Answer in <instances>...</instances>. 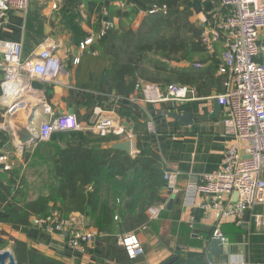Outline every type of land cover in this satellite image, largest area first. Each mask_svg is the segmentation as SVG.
Wrapping results in <instances>:
<instances>
[{"label": "crops", "instance_id": "obj_1", "mask_svg": "<svg viewBox=\"0 0 264 264\" xmlns=\"http://www.w3.org/2000/svg\"><path fill=\"white\" fill-rule=\"evenodd\" d=\"M118 1L29 0L25 11L9 10L0 27V38L21 42L22 55L26 60L36 54L42 42H54L57 49L53 60L58 61L62 66V69L52 79H35L42 84L41 88L33 87L32 80L30 81L31 90L23 96L24 99L29 100V103L18 110L14 118H11L6 112L9 98L2 96L4 72L1 68L2 56L0 55V156H6L5 163L10 166L5 169L4 164L0 163V172L17 168L21 174L25 173L33 197L38 193L47 192L46 182L34 173L36 166L32 165V161L35 147L39 143L48 142L49 139L38 140L33 147L22 150L12 131L13 125H26L36 136L40 124L51 116L73 113L82 126V129L78 131L87 140L84 138L71 139L68 145L97 146L93 137L100 135L91 129L93 110L95 107L105 108L109 111L106 115L114 116L124 127L134 129V149L138 150L140 143H147L161 156L164 171H178V183L181 186L190 180H197L201 174L214 172L225 150L234 142L233 129L225 125L221 108L214 119H194L193 124L198 123L195 128L190 125H180L171 117L160 116L162 112H176L183 106H189L194 117L209 115L212 103L207 97L220 93L216 91L215 86H212L209 93L205 95L197 91L198 99L184 104L146 103L136 89L131 94L121 95L124 99L123 102H119L116 100L118 94L102 80L99 81L97 89L90 86L88 81L90 72L83 78L80 76L78 80V62L74 63L73 60L76 56L80 58L85 52L78 55V45L86 36L99 31L95 28L96 26L101 28L102 20L113 21V29L116 31L120 29L118 22L123 24L127 20L126 15L122 13L139 8L143 16L146 14V6L141 0H127L132 4V7L128 8L119 7ZM70 2L77 7H85L89 4L93 5V8L96 5V8L92 13L86 14L83 20L75 9L68 11L66 7H69ZM53 3L57 7L61 5L64 7L65 12L61 11V7L60 13H73L74 20L78 22L82 19L85 24L80 26L77 32L76 27L73 28L74 30L67 27L62 28L60 21L65 15L59 16L58 13L52 16ZM191 9L193 11L190 17L192 22L198 24L200 18L206 17L208 23L212 24V19L218 12L220 13L222 8L220 0H192ZM100 10L102 15L99 21L97 16ZM50 14L51 18H49ZM125 30L124 28L121 32ZM258 36L260 46L258 61L264 64V28L259 31ZM221 50L222 43L220 42L215 46L214 54L204 52L205 62L197 60L198 56H196L194 62L199 61L202 64L198 69L214 64ZM176 65L192 66L193 64L181 62ZM214 74L216 75L217 72L215 71ZM127 98L135 99L129 101ZM38 99L41 100L38 101ZM42 103L50 106L52 114L44 112ZM132 114L137 117L138 123L145 125V131L135 130ZM150 121L154 128L152 133L148 131L147 123ZM122 140L124 139L116 138L113 142ZM63 144L65 143L60 145L63 146ZM27 152L29 156L26 155ZM261 177L264 180V165ZM201 200L202 198L197 194H193L191 200H185L184 191L173 195L165 186H162L155 203L163 204L164 209L158 218L147 222L146 229L137 231L144 252L133 259L127 256L120 245L119 232H101L89 225L88 209L84 214L72 213L79 214L86 230L95 229L99 233L79 250L69 247L63 234H49L37 229L35 237L28 235V231L33 228L30 227L33 216H30L29 225L26 228L0 220V251L8 249L13 252L15 241L21 240L29 249L58 259L64 264H166L167 262L168 264H240L242 261L248 264H264V204L255 206L251 212H244L240 220H235L221 218L214 210L200 209L198 205ZM190 201L194 206H189ZM2 208L3 203L0 201V218L4 217ZM216 226L219 227L227 246L225 245V250L221 253H212L209 260L207 242L213 237V229Z\"/></svg>", "mask_w": 264, "mask_h": 264}, {"label": "trees", "instance_id": "obj_2", "mask_svg": "<svg viewBox=\"0 0 264 264\" xmlns=\"http://www.w3.org/2000/svg\"><path fill=\"white\" fill-rule=\"evenodd\" d=\"M141 2L147 10L139 26L120 33L109 29L94 41L79 58L78 80L90 72L88 81L93 89L102 80L118 95L133 93L139 80L192 85L202 95L212 86L221 92L223 76L214 74L219 60L203 69L176 65L193 64L196 56L205 62L202 27L190 20L192 0ZM101 15L100 10L99 21ZM132 119L135 130H146L134 114ZM69 131L56 132L48 142L35 147L32 165L36 166L37 177L46 182V193L33 197L27 176L17 168L0 172L4 213L0 220L26 228L30 216L55 209L63 216L84 214L88 209L89 225L98 231L122 234L136 230L147 220L146 210L157 201L164 186V164L159 153L147 143L138 144L135 155L103 146L115 141L114 135L93 137L97 146H69L71 139L87 140L79 131ZM13 253L17 264H64L29 249L21 240L15 241Z\"/></svg>", "mask_w": 264, "mask_h": 264}, {"label": "built area", "instance_id": "obj_3", "mask_svg": "<svg viewBox=\"0 0 264 264\" xmlns=\"http://www.w3.org/2000/svg\"><path fill=\"white\" fill-rule=\"evenodd\" d=\"M28 2L0 0V27L9 10L25 11ZM117 4L121 8L132 7L127 0H119ZM52 5L56 7L55 3ZM220 6L222 9L214 16L212 24L208 23L206 17L200 18L198 24L202 27L200 41L207 54H214L215 46L222 43L216 72L223 76V91L207 98L217 99L225 125L233 129L234 142L227 147L214 172L201 174L197 180H190L184 186L178 183V171L166 170L163 178L164 186L171 194L177 195L184 191L185 200H191L192 195L197 194L202 198L198 205L200 209L214 210L221 218L240 220L244 212H251L255 206L264 204V180L261 177L264 165V64L258 61V34L264 28V0H220ZM113 28V21L102 20L101 29L79 43L78 55ZM56 49L54 42L44 41L36 54L26 60L20 41L0 38L1 68L4 72L2 96L9 98L6 110L8 117L29 103L23 96L31 90V80L52 79L62 69L61 64L53 60ZM73 61L77 63L79 57H74ZM201 66L199 61L193 63L196 69ZM135 89L146 103L184 104L198 99L197 90L192 85L139 80ZM123 99L121 95L116 96L119 102H123ZM134 99L127 98L129 101ZM42 105L45 113L52 114L47 103ZM107 112L102 107L94 108L91 129L100 136L114 135L130 140L133 146L134 129L124 127L114 116L106 115ZM147 124L148 131L154 132L151 121ZM81 129L75 114L60 113L42 122L36 136L38 140H48L56 132ZM137 152L132 147L130 154ZM5 161L6 156H0V163L8 169L10 166ZM189 206L194 204L190 201ZM163 209L161 203L150 205L146 210V222L136 230L119 234L120 245L130 259L144 252L137 231L146 229L147 222L158 218ZM30 227L49 234L65 235L67 245L74 250L81 249L99 233L95 229L86 230L79 214L63 216L57 209L45 215L33 216ZM213 237L223 239L218 226L213 229ZM240 264L248 263L242 261Z\"/></svg>", "mask_w": 264, "mask_h": 264}, {"label": "water", "instance_id": "obj_4", "mask_svg": "<svg viewBox=\"0 0 264 264\" xmlns=\"http://www.w3.org/2000/svg\"><path fill=\"white\" fill-rule=\"evenodd\" d=\"M31 85L37 88L42 87V84L38 82L37 80H32ZM211 103H212V110L210 114L207 116L201 115V116L194 117L192 115V110H190L189 106H183L182 109L179 108V110L176 112H169V111L162 112L160 116L161 117H164V116L171 117L174 120H176L180 125H190L193 128H195L198 126V123L193 124L194 119L195 120H210L218 116V113L220 111V105L218 104L217 99L212 98ZM12 131L14 132V135L22 150L33 147V145L38 141V137L35 136L26 125L24 126L13 125ZM106 147L125 151L130 154L132 152L133 146L130 140H122V141L113 142L107 145ZM37 231H38L37 229L32 228L28 231V235L35 237L37 234ZM226 243H227L226 240H223L218 237H212L207 242V251H208L207 256L209 260L211 259L212 253H221L223 250H225V245L227 246ZM168 263L169 262H167L166 264ZM0 264H17L14 254L11 250L6 249V250L0 251Z\"/></svg>", "mask_w": 264, "mask_h": 264}, {"label": "rangeland", "instance_id": "obj_5", "mask_svg": "<svg viewBox=\"0 0 264 264\" xmlns=\"http://www.w3.org/2000/svg\"><path fill=\"white\" fill-rule=\"evenodd\" d=\"M96 1H98V0H96ZM56 7H57V5H56ZM56 7H53V11H55V12L51 11L53 13V14L52 13L51 14H52V16H55L58 13H59V16L61 14H64L65 15L64 18L61 17V21H60L62 28L63 27H67L68 29H71L72 30L74 27H76V29H80V26H83V24H85L84 23L85 21H82V19H81V21H78V22L76 20H74L73 13H71L72 15H70L68 12H66V13H60L59 11L61 10V7H62V10L61 11L62 12H65L64 11V7L62 5H61V7H57L59 9H57ZM66 8L68 9V11H71L72 9H75L76 11L79 12L80 16L84 20V16H86V14H88V13L89 14L92 13L93 10H95L96 5H95V8H93V5H89V4H86L85 7H81V6L80 7H77L74 3H71L70 2L69 7H66ZM51 14H50V17L49 18L52 17ZM122 14H125L126 15V19L127 20L123 24H121V22L119 21L117 25L120 27V29H118L119 31L117 29H116V31L114 30V33L121 32V30H123L124 28L125 29L130 28L132 30H135L139 26V24L141 23V21L143 20V12L139 8H137L136 10H134V12H124ZM80 22H81V24H80ZM170 65L173 66L174 63H170ZM26 151H28V150H26ZM26 155L29 156V153L27 152Z\"/></svg>", "mask_w": 264, "mask_h": 264}, {"label": "bare ground", "instance_id": "obj_6", "mask_svg": "<svg viewBox=\"0 0 264 264\" xmlns=\"http://www.w3.org/2000/svg\"><path fill=\"white\" fill-rule=\"evenodd\" d=\"M14 116H16V115H13L11 118H14Z\"/></svg>", "mask_w": 264, "mask_h": 264}]
</instances>
